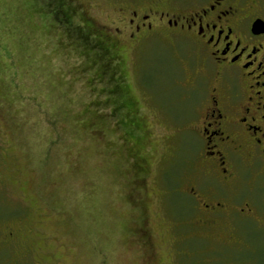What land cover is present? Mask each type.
Masks as SVG:
<instances>
[{"label":"rangeland","instance_id":"rangeland-1","mask_svg":"<svg viewBox=\"0 0 264 264\" xmlns=\"http://www.w3.org/2000/svg\"><path fill=\"white\" fill-rule=\"evenodd\" d=\"M197 6L0 0V264L191 262L171 241L182 238L173 225L189 218L192 201L176 178L199 140L178 127L195 119L214 69L195 43L156 22L132 40L128 21L134 10L174 16Z\"/></svg>","mask_w":264,"mask_h":264},{"label":"flooded vegetation","instance_id":"flooded-vegetation-1","mask_svg":"<svg viewBox=\"0 0 264 264\" xmlns=\"http://www.w3.org/2000/svg\"><path fill=\"white\" fill-rule=\"evenodd\" d=\"M185 1L198 6L174 16L134 10L128 21L132 40L148 37L155 22L188 38L215 73L216 85L193 103L197 121L191 120L186 128L177 126L179 132L195 134L199 146L185 147L187 174L176 178L175 190L192 201L189 218L173 225L185 227H176L181 232L174 236L182 238L171 245L190 258L188 264H204L210 258L264 264V0ZM179 132L175 142L181 144ZM161 184L164 189L159 179ZM161 194L167 205L168 191ZM247 225L254 226L253 231L248 232ZM139 232L150 234L149 224ZM10 235L14 239L15 233ZM193 243L196 248L189 247ZM185 244L188 248L183 249Z\"/></svg>","mask_w":264,"mask_h":264},{"label":"trees","instance_id":"trees-1","mask_svg":"<svg viewBox=\"0 0 264 264\" xmlns=\"http://www.w3.org/2000/svg\"><path fill=\"white\" fill-rule=\"evenodd\" d=\"M54 1V0H53ZM53 1H51L50 0V4H51V6H52V4H53ZM56 5L58 4V3H55ZM58 6H60L59 4H58ZM61 9H59V8H56V16H57V18H59V19H61V11H60ZM65 19H66V21H65V23H69L70 21H69V17L66 15L65 16Z\"/></svg>","mask_w":264,"mask_h":264}]
</instances>
